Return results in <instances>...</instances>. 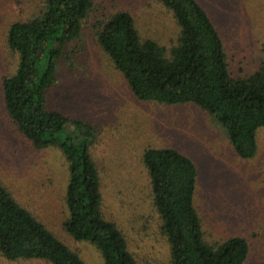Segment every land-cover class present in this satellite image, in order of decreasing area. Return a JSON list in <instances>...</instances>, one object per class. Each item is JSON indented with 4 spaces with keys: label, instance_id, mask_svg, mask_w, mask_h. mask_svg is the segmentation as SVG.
Segmentation results:
<instances>
[{
    "label": "rangeland",
    "instance_id": "374dc122",
    "mask_svg": "<svg viewBox=\"0 0 264 264\" xmlns=\"http://www.w3.org/2000/svg\"><path fill=\"white\" fill-rule=\"evenodd\" d=\"M197 1L222 38L232 78L258 71L264 63V0ZM44 5L45 0H0V184L85 264H103L93 244L76 241L64 230L67 168L61 151L34 149L4 108L1 81L18 63L7 46V31L11 24L38 15ZM119 10L133 17L141 40L167 49L176 43L180 28L158 1L93 0L82 35L71 47L80 50L60 60L47 95L49 109L94 129L90 153L100 176L103 217L121 231L138 264H168V245L141 156L147 148H173L197 167L194 202L204 240L215 245L243 237L249 244L245 264H264V127L256 132L255 156L244 160L199 107L137 100L94 39L95 21ZM0 264L50 263L11 261L0 253Z\"/></svg>",
    "mask_w": 264,
    "mask_h": 264
},
{
    "label": "trees",
    "instance_id": "16d2710c",
    "mask_svg": "<svg viewBox=\"0 0 264 264\" xmlns=\"http://www.w3.org/2000/svg\"><path fill=\"white\" fill-rule=\"evenodd\" d=\"M156 1L172 12L180 28L169 49L151 39L141 40L133 17L123 10L95 21L97 45L137 100L193 104L222 129L241 159L253 158L256 132L264 127V63L251 75L232 78L222 38L199 2ZM92 8L93 0H45L38 15L10 25L6 43L18 63L2 78L3 103L12 124L34 149L58 148L64 157V230L76 241L93 244L103 264H138L121 231L101 212L100 176L90 153L93 127L47 107L60 60L80 50L71 47L80 39ZM141 161L162 222L168 264H245L249 255L245 238L233 236L215 245L204 240L194 202L198 171L189 157L173 148H147ZM0 253L11 261L85 264L1 184Z\"/></svg>",
    "mask_w": 264,
    "mask_h": 264
}]
</instances>
